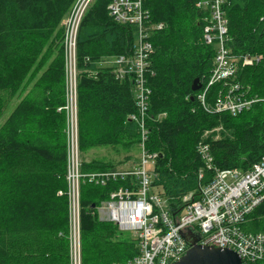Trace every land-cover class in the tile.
Instances as JSON below:
<instances>
[{"label": "trees", "instance_id": "16d2710c", "mask_svg": "<svg viewBox=\"0 0 264 264\" xmlns=\"http://www.w3.org/2000/svg\"><path fill=\"white\" fill-rule=\"evenodd\" d=\"M112 1L95 0L78 34L81 155L106 147L139 150L140 127L130 120L138 114L134 81L129 76L120 79L116 73L117 59L133 54L139 30L110 16ZM202 1L207 0H143L149 20L166 25L151 38L155 52L154 75L149 76L147 147L159 156L153 185L163 189L177 210L184 197H197L201 185L213 177L198 153L202 143L210 146L214 165L221 170L246 172L264 157V105L254 104L233 116L209 112L198 99L216 57V46L204 40L206 13L197 7ZM224 1L232 54L261 57L254 66L240 69L236 82L248 99L264 98V0ZM74 2L0 0V121L18 99L0 128V264H70L62 23ZM196 79L202 87L193 92ZM223 87V83L209 87L206 100L211 108ZM118 169L108 160L82 159L83 174ZM126 186L120 179L106 186L82 183L83 264H126L138 256L137 241L117 240L125 232L101 221L97 213L111 193ZM59 191L64 195L58 196ZM244 230L264 234V202L250 215Z\"/></svg>", "mask_w": 264, "mask_h": 264}, {"label": "built area", "instance_id": "2783aa9c", "mask_svg": "<svg viewBox=\"0 0 264 264\" xmlns=\"http://www.w3.org/2000/svg\"><path fill=\"white\" fill-rule=\"evenodd\" d=\"M95 0H75L63 20L65 73L67 84V139L69 184V255L70 264H83L80 188L89 182L106 186L110 181L123 180L126 187L111 193L109 200L97 208L99 219L116 225L120 231L130 233L138 243L139 254L126 264H174L188 252L182 234L199 235L201 246L234 251L243 264H264V234L244 230L250 215L264 202V157L250 170H221L214 165L209 145L202 143L198 153L207 171L213 177L201 185L197 197L183 198L182 208L171 207L161 187L153 185L156 178V153L147 145L151 130L147 123L151 90L149 76L155 52L151 38L165 29L164 23L153 24L143 0H113L110 16L120 24L138 27L139 34L131 56L117 59V77H131L135 85L138 114L131 116L140 127V159L131 166L97 174L81 171L78 120V57L77 41L81 23ZM224 0H207L197 4L206 13L204 40L216 46L214 69L207 87H202L199 101L209 112H229L236 116L250 110L254 104L264 105V98L248 99L243 87L236 82L240 69L260 62V56L236 57L227 45L229 20L224 10ZM223 83V90L215 105H207V91ZM248 94V93H247ZM205 177L200 172L199 179Z\"/></svg>", "mask_w": 264, "mask_h": 264}, {"label": "water", "instance_id": "95a60500", "mask_svg": "<svg viewBox=\"0 0 264 264\" xmlns=\"http://www.w3.org/2000/svg\"><path fill=\"white\" fill-rule=\"evenodd\" d=\"M201 87V80L196 79L192 85V91L197 92ZM182 236L189 250L180 261L174 264H243L239 255L232 250L198 245L200 236L197 234L183 233Z\"/></svg>", "mask_w": 264, "mask_h": 264}, {"label": "rangeland", "instance_id": "374dc122", "mask_svg": "<svg viewBox=\"0 0 264 264\" xmlns=\"http://www.w3.org/2000/svg\"><path fill=\"white\" fill-rule=\"evenodd\" d=\"M114 60L111 61V64H114ZM18 105V99L14 100L13 104L9 106L7 109L6 113L2 117L0 121V128L4 124V122L7 120V118L10 116V114L14 111L16 106ZM66 129V128H65ZM218 132V130H217ZM218 138V136H217ZM129 157V160H128ZM131 157V158H130ZM82 159L87 160V161H92V160H108L111 161L112 163L118 164L119 167L124 168L131 166L134 162H138L140 159V151L138 149L136 150H131L130 152H126L125 150L122 149H112V148H95L90 151H88L86 154H82L80 152V160ZM65 191H59L57 193L58 196H63ZM68 196H69V191H68ZM81 199V197H80ZM70 201V200H69ZM81 203V200H80ZM102 205V204H101ZM100 205V206H101ZM99 206V207H100ZM98 213V212H97ZM99 217V215H98ZM68 218H69V208H68ZM124 239H129V240H134V237L130 233H123V235H117V240H124Z\"/></svg>", "mask_w": 264, "mask_h": 264}]
</instances>
